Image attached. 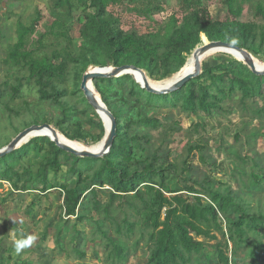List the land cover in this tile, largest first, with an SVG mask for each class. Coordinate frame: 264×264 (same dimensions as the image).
<instances>
[{"label": "trees", "instance_id": "16d2710c", "mask_svg": "<svg viewBox=\"0 0 264 264\" xmlns=\"http://www.w3.org/2000/svg\"><path fill=\"white\" fill-rule=\"evenodd\" d=\"M86 1L95 12L88 13L81 26L82 41L75 54L68 52L56 63L57 53L37 58L36 49H27V37L39 23V14L30 26L18 24V40L6 59L19 71L13 93L20 94L25 84L34 85L40 100L59 104L63 119L57 121L56 128L69 140L86 141L89 137L81 120L76 121L74 129L67 124L76 114L90 113L88 121L97 115L81 89L83 74L90 65H135L152 79L163 80L191 62L190 55L205 35L210 41L234 43L255 57H264V0H224L227 12L221 19L214 17L200 1L182 18L173 15L163 27L144 33L123 29L120 19L109 11L110 4L121 0ZM246 3L254 4L256 21L239 19ZM55 4L68 8L66 14L70 17L72 0H56ZM160 9L161 6L154 5L150 12ZM71 83L73 88L69 87ZM94 85L117 120L110 152L104 157H79L60 148L49 136L35 137L0 158V183L7 181L16 190H28L29 184L38 183L44 193L61 188L65 193L64 216L68 217L65 222L73 216L78 221L93 220V213H89L93 209L103 223L95 221L97 229L89 240L103 246L107 264H126L138 248L148 250L149 264H196L209 246L200 238L216 240L219 234L225 242L212 245L219 264H237L242 249L247 250L250 264H264V199L255 201L246 190L249 182L244 184L247 178L252 179L251 186H259L264 180L261 172H255L263 169L256 157L237 155L241 167L234 171V177L241 190L235 191L189 160L194 151H200L201 160L207 162L208 141H190L180 161L165 158L161 146H156L143 162L134 156L135 150L149 142L151 130L164 124L152 116L157 109H179L189 115L231 114L237 110L243 119L261 117L264 75L256 74L243 61L232 57L228 62L203 66L202 74L167 94L147 91L130 74L99 77L94 79ZM106 85L113 100L105 95ZM10 98L0 100V104L10 113H17L10 106ZM29 117L35 124L48 122L45 115H35L31 110ZM98 127L100 133L92 138L95 143L105 135L102 120ZM32 152L40 156L38 170L34 172L28 167L21 172L15 163ZM63 166L68 168V179L76 178L74 185L57 180ZM52 172L53 180L49 178ZM100 190L107 196L105 203L98 197ZM242 196L251 197L253 202L240 200ZM83 205H87L88 214L80 211ZM231 215L237 217L232 219ZM130 241L133 247L128 246ZM58 245L63 251L62 244ZM72 252L77 258L86 257L83 245Z\"/></svg>", "mask_w": 264, "mask_h": 264}, {"label": "rangeland", "instance_id": "374dc122", "mask_svg": "<svg viewBox=\"0 0 264 264\" xmlns=\"http://www.w3.org/2000/svg\"><path fill=\"white\" fill-rule=\"evenodd\" d=\"M72 1L74 4L69 17L68 8L57 7L56 0H0V100H8L11 96L10 106L18 110L17 113H10L11 111H7L6 107L0 104V146L7 144L18 133L35 124L34 119L29 117L30 110L35 115H45L48 123L55 128L57 121L63 119L62 107L53 102L40 100L34 85L25 84L20 94L13 93L19 71L6 59L18 40V24L21 22L30 26L39 14H41L39 23L27 37V49H36L34 56L37 58L52 57L57 53L59 57H56V63H60L61 57L68 52L75 54L82 41L81 26L85 23L88 13H94L95 10L86 0ZM200 1L207 5L212 15L218 19L227 12L224 0H121L119 3L110 4L109 11L120 19L119 23L123 29L144 33L163 27L173 15L182 18L185 13L195 9ZM154 5L161 6V9L150 12ZM239 19L256 21L254 4L246 3ZM41 36L43 38L40 45ZM190 56L192 60L193 55ZM232 57L235 58L232 53L213 50L203 57L202 64L204 67L216 65L219 62H228ZM254 58L264 66L263 56H254ZM188 66L191 67V62L180 73L163 80H155L150 76L149 78L157 84H164L186 72L185 68ZM6 82L8 84H5ZM69 87L73 88L74 85L71 83ZM104 90L107 98L113 100L107 85L104 86ZM9 93L15 95H8ZM101 97L104 99L103 96ZM89 116L90 113L76 114L67 124L74 129L76 121L81 120L83 129L88 131L89 137L86 141H77L95 146L101 144L100 141L95 143L92 138L100 133L98 122L102 119L97 113L92 116V121H88ZM152 116L158 117L164 124L157 130H151L149 142L135 150L134 156L141 162L153 153L156 146L162 147L165 158L180 161L186 155L190 141H208L207 162L201 160L200 151H194L189 160L194 167L201 169L202 172H208L214 180L231 185L235 191L241 190L237 177H234V171L241 167L237 155L256 157L263 169L260 171L255 169V172H261L264 176V115L255 119L251 117L243 119L237 110L231 114L206 115L200 112L197 115H189L179 109L167 108L155 110ZM72 128L70 131L74 132ZM252 133L258 136L254 137ZM36 135L26 141L39 137ZM39 161L40 156L32 152L15 164L21 172L28 167L36 172ZM67 170V166H63L57 174V180L72 186L76 178L68 179ZM54 176L52 172L49 178L53 180ZM248 182L250 187L246 190L252 193V198L255 201L263 200L264 180L259 186H251L253 182L250 178H247L244 184L247 185ZM29 187L31 188L28 190H16L7 181L0 183V264H107L103 246L89 240L92 231L97 229L95 221L103 223L93 209L89 212L93 213V220L78 221L73 216L70 222H65L68 217L64 216L65 193L61 188H54L44 193L38 183L34 186L29 184ZM185 196L189 195L186 193ZM98 197L103 203L107 201V196L102 190L98 191ZM242 199L253 202L249 196L240 197V200ZM87 209V205H83L80 211L82 214H88ZM234 217L231 215L232 219ZM221 221L225 224L223 215ZM200 239L209 246L196 264H219L218 253L212 245L219 241L225 242L224 236L219 234L216 240ZM58 242L62 244L63 251L60 250ZM82 245L85 247L86 257L80 259L72 249ZM128 246L133 247L134 243L130 241ZM127 250L128 248L125 252ZM148 253L146 248H138L126 264H149ZM246 253L247 250L242 249L237 264H250Z\"/></svg>", "mask_w": 264, "mask_h": 264}, {"label": "water", "instance_id": "95a60500", "mask_svg": "<svg viewBox=\"0 0 264 264\" xmlns=\"http://www.w3.org/2000/svg\"><path fill=\"white\" fill-rule=\"evenodd\" d=\"M207 41L202 42V44L198 45L192 55L195 59V64L188 73H185L181 75L176 80L162 85L160 87L152 85L147 77V72L135 65L125 64L122 66H102L100 69H91V66L87 68V70L83 74V79L81 83V89L84 92V95L86 96V99L88 102L94 107V109L97 111L98 114H100L104 128H105V135L100 140L101 142V148L99 150H85V149H78L76 147H73L67 143H63L60 140H58L57 137V128H55L50 123H44V124H34L20 133H18L7 145L0 148V158L15 151L16 149L20 148L25 143L29 142L30 140L24 142V140L29 136L32 132H41L44 129H49L53 132L54 136L51 135H45V134H39V136H49L52 141H54L60 148L64 149L67 152L73 153L78 155L79 157H104L106 156L114 143V139L117 134V120L113 112L108 108L107 104L102 99L101 95L94 85V79L99 77L109 78V77H119L125 74H130L133 76V78L147 91L157 94H167L174 92L178 89H180L182 86H184L188 81H190L192 78L199 76L203 72V57L205 55L213 50H222L224 52L230 53V50H233L237 52L238 57L235 56L236 59L243 61L253 72L259 75H264V67H260L255 62L254 55L246 48H243L239 45H236L234 43L230 42H224L221 40L218 41H210L207 36L205 35ZM202 36V41H203ZM231 54V53H230ZM186 65V63H185ZM184 65V66H185ZM184 66L175 74L180 73ZM135 72H140L143 81L139 80L137 76L135 75ZM98 93V94H97ZM102 111L105 116L109 119V124L106 123L105 118L101 114Z\"/></svg>", "mask_w": 264, "mask_h": 264}, {"label": "bare ground", "instance_id": "6f19581e", "mask_svg": "<svg viewBox=\"0 0 264 264\" xmlns=\"http://www.w3.org/2000/svg\"><path fill=\"white\" fill-rule=\"evenodd\" d=\"M205 37V36H204ZM203 37V38H204ZM206 38V37H205ZM204 40L205 39H203V42H204ZM230 53H232V54H234L235 56L236 55H238L237 54V52H235V51H233V50H230ZM236 57H238V56H236ZM255 62L257 63V65L258 66H260V67H264L263 65H261L259 62H258V60L255 58ZM194 64H195V59H194V57L192 58V60H191V67L190 66H188L187 68H185L186 69V72H184V73H182V74H180V75H178L176 78H174L173 80H171V81H169V82H166V83H164V84H157V83H155V82H153L150 78H149V75L147 74V77H148V80H149V82L152 84V85H154V86H157V87H160V86H162V85H165V84H168V83H170V82H172V81H174V80H176L177 78H179L181 75H183V74H185V73H188L190 70H192V68H193V66H194ZM95 67L94 66H91V69H94ZM101 67H97L96 69H100ZM135 75L137 76V78L139 79V80H141V81H143V77H142V75H141V73L140 72H135ZM98 94V93H97ZM99 96H100V94H98ZM99 112H101V114L103 115V117L105 118V120H106V123L107 124H109V119L107 118V116H105V114L102 112V111H99ZM99 116H100V114H99ZM101 117V116H100ZM102 119V118H101ZM57 137L56 138H58V140H60L61 142H63V143H67V144H69V145H71V146H73V147H76V148H78V149H85V150H99L100 148H101V144H97V145H93V146H88V145H86V144H84V143H82V142H80V141H77V140H69L67 137H65V135L63 134V133H61L59 130H57ZM35 134H37L36 136H39V134H45V135H51V136H54V134H53V132L51 131V130H49V129H44L43 131H41V132H32L29 136H27V138L26 139H28L29 137H32V136H34ZM26 139L24 140V142H26Z\"/></svg>", "mask_w": 264, "mask_h": 264}]
</instances>
